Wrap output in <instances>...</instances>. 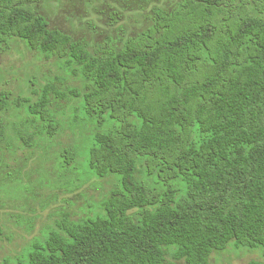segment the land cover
<instances>
[{"label": "trees", "instance_id": "trees-1", "mask_svg": "<svg viewBox=\"0 0 264 264\" xmlns=\"http://www.w3.org/2000/svg\"><path fill=\"white\" fill-rule=\"evenodd\" d=\"M40 1L0 0V54L18 39L65 76L31 97L0 92L1 114L26 116L0 120V148L79 130L57 182L117 185L99 213L60 214L18 264H210L229 244L264 258V0H182L93 51L51 29ZM139 161L152 183L136 180Z\"/></svg>", "mask_w": 264, "mask_h": 264}, {"label": "rangeland", "instance_id": "rangeland-1", "mask_svg": "<svg viewBox=\"0 0 264 264\" xmlns=\"http://www.w3.org/2000/svg\"><path fill=\"white\" fill-rule=\"evenodd\" d=\"M181 1L41 0L34 7L51 29L82 40L93 51L107 37L121 45L122 40L135 37L150 24L154 9L171 10ZM64 76L56 59L44 58L18 39H11L9 49L0 54V92L10 93L11 99L31 97L33 83L40 88L55 77ZM65 85L80 87L71 78ZM63 106L69 109L67 104ZM25 117L23 110L0 113V120L5 123ZM40 144L31 150L19 142H14L13 150L0 148V264H18L32 240L53 227L60 214L79 220L99 213L100 202L117 185L113 176L91 179L75 189L57 182V153L81 144L79 130L66 129ZM136 180L152 183V178L145 176L141 161L137 163ZM252 260L264 262L261 251L236 249L229 244L225 250L214 252L209 262L246 264Z\"/></svg>", "mask_w": 264, "mask_h": 264}]
</instances>
